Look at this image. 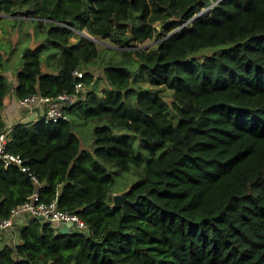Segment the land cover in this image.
Returning <instances> with one entry per match:
<instances>
[{"label": "trees", "instance_id": "1", "mask_svg": "<svg viewBox=\"0 0 264 264\" xmlns=\"http://www.w3.org/2000/svg\"><path fill=\"white\" fill-rule=\"evenodd\" d=\"M214 1L0 0V14L26 15L45 34L20 53L14 92L0 39V127L11 93L73 92L98 80L94 66L105 82L85 89L68 119L16 123L9 142L46 183L41 200L88 227L62 233L30 218L0 264H264V0H221L141 46L158 23L171 32ZM83 30L114 47L101 51ZM79 120L93 127L91 148ZM132 171L140 177L119 187ZM34 190L0 161L1 216ZM124 190L133 202L117 207L113 195Z\"/></svg>", "mask_w": 264, "mask_h": 264}, {"label": "built area", "instance_id": "2", "mask_svg": "<svg viewBox=\"0 0 264 264\" xmlns=\"http://www.w3.org/2000/svg\"><path fill=\"white\" fill-rule=\"evenodd\" d=\"M207 9L196 13L188 21L180 25L178 30L184 25L192 23L196 17L203 14ZM76 74L79 78H82L84 75L83 71L79 70H76ZM85 89V83L80 81L76 84L73 92H64L55 97L35 93L19 98L20 105L26 110V114L20 122L36 121L38 119H44L47 122L68 119V107ZM14 126L15 124H6L4 127H0V161L7 165L16 166L20 171L30 177L35 185V190L23 203L11 210L10 216L3 217L0 215V230H15V217L28 213L30 218H40L50 222L58 232L72 233L84 231L88 225L77 213L60 209L56 200L52 202L41 200V189L46 183L40 181L21 154L10 151L9 149V142Z\"/></svg>", "mask_w": 264, "mask_h": 264}, {"label": "rangeland", "instance_id": "3", "mask_svg": "<svg viewBox=\"0 0 264 264\" xmlns=\"http://www.w3.org/2000/svg\"><path fill=\"white\" fill-rule=\"evenodd\" d=\"M207 8L208 6L204 7V9ZM157 26H158V32L156 37L154 39H149L146 42L142 43L141 44L142 47L147 48L154 46L159 41L158 36L160 34H163L164 36L165 34L175 35L176 31H178L177 28L178 26H177L176 29L175 28L171 29L172 30L171 32L164 33L165 28L161 26L160 23H158ZM77 33L79 32L77 31ZM81 33L87 36L93 42H95L101 51L105 52L107 48L114 47V44L109 39L103 38L101 36L92 35L86 30H83ZM77 38H78V34L72 37V41L73 42L76 41ZM0 39H1V43L4 45L5 48L4 54L7 59L6 62L7 70L5 74H7L13 86L16 80L14 72H16L18 67L20 66V53L24 50L26 46L35 47L38 44H40L45 39V34L42 33V30L37 26V24L32 20V18L26 15L24 16L13 15V14L7 15L2 13L0 14ZM213 51L214 49L208 48V49H204L201 54L202 55L211 54ZM45 57H47V54ZM43 69L52 71V69H50L46 63L44 64ZM92 69L95 71L98 80H96L92 85L86 86V91H89L91 89L100 91L105 87V82L100 79L101 75L103 74V70L101 69V66H94L92 67ZM138 83L142 87H151L145 75L138 77ZM161 91L164 94L165 98L168 99V101H171L172 99L170 95L171 91L163 87L161 88ZM76 122L77 124L75 125V127L77 134L81 137L83 143L87 146V148H91L92 145L89 144H92V138H93L92 125L84 120H79ZM135 146L137 148L136 144ZM145 154L148 155L147 152H145ZM132 172H134L135 174H132ZM132 172L125 173L117 177V184L119 187H125L127 185H130L140 177L139 175L136 177L135 171ZM18 234L19 231L17 235Z\"/></svg>", "mask_w": 264, "mask_h": 264}, {"label": "crops", "instance_id": "4", "mask_svg": "<svg viewBox=\"0 0 264 264\" xmlns=\"http://www.w3.org/2000/svg\"><path fill=\"white\" fill-rule=\"evenodd\" d=\"M17 85V82L15 80V83L13 84V90L15 91V86ZM19 98H17L16 95L11 93L8 95L5 99V103L3 108L1 109V115L5 120L6 124L14 125L21 121V119L26 114V110L22 105L19 103ZM32 121V120H31ZM30 219V215L28 213H24L20 216L15 217L14 223H15V230H0V250L5 245L10 244H17L19 243V234L17 235L18 231L20 233V230L23 226H25Z\"/></svg>", "mask_w": 264, "mask_h": 264}, {"label": "water", "instance_id": "5", "mask_svg": "<svg viewBox=\"0 0 264 264\" xmlns=\"http://www.w3.org/2000/svg\"><path fill=\"white\" fill-rule=\"evenodd\" d=\"M96 41V40H95ZM127 193H128V190H124L122 192H119V193H115L113 195V202H114V205L117 206V207H121L123 204H125L126 202H133L132 200H130L128 197H127ZM135 202V201H134Z\"/></svg>", "mask_w": 264, "mask_h": 264}, {"label": "clouds", "instance_id": "6", "mask_svg": "<svg viewBox=\"0 0 264 264\" xmlns=\"http://www.w3.org/2000/svg\"><path fill=\"white\" fill-rule=\"evenodd\" d=\"M219 1H221V0H216V1H214L211 5H208V7H210V6L212 7L213 5H215V4H216L217 2H219ZM211 7H210V8H211ZM210 8H208V9H210ZM203 9H204V8H203ZM203 9H202V10H203ZM208 9H207V10H208ZM202 10H201V11H202ZM207 10H206V11H207ZM206 11H204V12H206ZM204 12H203V13H204ZM197 13H198V12H197ZM195 14H196V13H195ZM193 16H194V15H193ZM193 16H192V17H193ZM196 18H197V17H196ZM196 18H195V19H196ZM190 24H191V23H190ZM177 28H178V27H177ZM178 31H179V30H178Z\"/></svg>", "mask_w": 264, "mask_h": 264}]
</instances>
